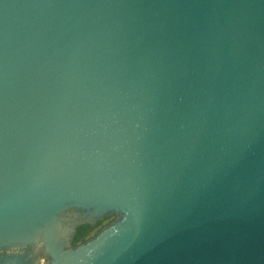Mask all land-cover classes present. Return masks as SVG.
Returning <instances> with one entry per match:
<instances>
[{
    "label": "water",
    "instance_id": "1",
    "mask_svg": "<svg viewBox=\"0 0 264 264\" xmlns=\"http://www.w3.org/2000/svg\"><path fill=\"white\" fill-rule=\"evenodd\" d=\"M0 264H264V0H0Z\"/></svg>",
    "mask_w": 264,
    "mask_h": 264
},
{
    "label": "trees",
    "instance_id": "2",
    "mask_svg": "<svg viewBox=\"0 0 264 264\" xmlns=\"http://www.w3.org/2000/svg\"><path fill=\"white\" fill-rule=\"evenodd\" d=\"M90 230H91V228H89V227H87V229H86L85 226L79 227L77 229V233H76V235L74 237L73 244H77L79 242L84 241L87 238Z\"/></svg>",
    "mask_w": 264,
    "mask_h": 264
},
{
    "label": "flooded vegetation",
    "instance_id": "3",
    "mask_svg": "<svg viewBox=\"0 0 264 264\" xmlns=\"http://www.w3.org/2000/svg\"><path fill=\"white\" fill-rule=\"evenodd\" d=\"M110 220H111V218L105 219V220H103L102 222L96 223V225H94V226H87V225H84V226L86 227V229H87V227L91 228V230H90V232H89L87 238H89L90 236L94 235V234H95L98 230H100L102 227L106 226V225L110 222ZM80 227H81V226H80ZM78 228H79V227H78ZM78 228H77V229H78ZM76 233H77V231H76ZM87 238H86V239H87ZM86 239H85V240H86Z\"/></svg>",
    "mask_w": 264,
    "mask_h": 264
}]
</instances>
